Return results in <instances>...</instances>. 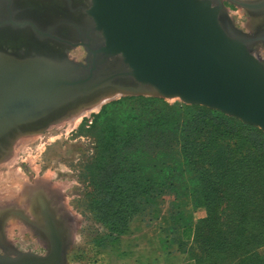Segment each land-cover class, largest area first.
Masks as SVG:
<instances>
[{
	"label": "water",
	"instance_id": "water-1",
	"mask_svg": "<svg viewBox=\"0 0 264 264\" xmlns=\"http://www.w3.org/2000/svg\"><path fill=\"white\" fill-rule=\"evenodd\" d=\"M220 1L90 0L85 22L16 23L15 31L30 27L31 40L53 39L60 55L15 57L0 50V161L19 136L39 132L106 93L178 99L264 133V63L250 48L264 43V36L234 30ZM235 4L248 12L264 9V0ZM61 23L73 31V40L54 34ZM78 46L86 52L83 63L62 50ZM116 57L119 66L111 69L108 63ZM28 194L30 204L40 195ZM10 216L24 220L12 207L1 221ZM0 246V264H46ZM56 250L63 264L64 250Z\"/></svg>",
	"mask_w": 264,
	"mask_h": 264
},
{
	"label": "trees",
	"instance_id": "trees-1",
	"mask_svg": "<svg viewBox=\"0 0 264 264\" xmlns=\"http://www.w3.org/2000/svg\"><path fill=\"white\" fill-rule=\"evenodd\" d=\"M88 132L85 201L117 237L170 196L178 254L193 264H264L263 132L205 107L142 97L105 106ZM197 209L205 216L194 221Z\"/></svg>",
	"mask_w": 264,
	"mask_h": 264
},
{
	"label": "rangeland",
	"instance_id": "rangeland-1",
	"mask_svg": "<svg viewBox=\"0 0 264 264\" xmlns=\"http://www.w3.org/2000/svg\"><path fill=\"white\" fill-rule=\"evenodd\" d=\"M75 1L77 5L72 13L80 12L83 5L89 7V0ZM253 1L257 0L220 1L232 28L242 34L246 33L244 26L250 13L255 12H248L235 2ZM256 44L259 47L258 58L264 63V43ZM62 50L71 61L84 62L86 52L83 47ZM108 95L110 93L102 95L99 101L80 107L39 132L19 136L9 145L5 158L0 161V214L10 210L16 201V206L23 207L25 199L29 200L28 192L32 190L46 197L64 222L66 264H177L165 257L167 253L177 255L182 251L179 246L180 230L177 229L175 234L176 225L168 221L173 197H161L155 214L149 218H137L123 231L129 236L117 237V232L101 224L88 208L85 200L91 189L83 173L94 148L88 130L94 117L105 106L132 97L160 99L170 105L183 103L178 99L165 100L150 95L129 96L117 92ZM204 215V209H197L192 217L197 219ZM18 224L15 217L6 218L0 227L3 244L20 253L33 251L37 245L35 237L25 228L18 233ZM158 241L160 244H157ZM130 245L136 246L135 251H131ZM185 259V264H193L189 256Z\"/></svg>",
	"mask_w": 264,
	"mask_h": 264
},
{
	"label": "bare ground",
	"instance_id": "bare-ground-1",
	"mask_svg": "<svg viewBox=\"0 0 264 264\" xmlns=\"http://www.w3.org/2000/svg\"><path fill=\"white\" fill-rule=\"evenodd\" d=\"M71 1L73 6L77 5V2L75 0H71ZM27 6H32V9L28 11L25 10L24 13H19L16 16L17 19L29 18L38 27H43L49 22H52L54 20H61L68 18L74 19L77 22L78 21L85 22L88 20V17L85 14L87 9L86 6L84 7L83 5L84 9L82 8L80 12L75 14H70L67 12L66 5L62 0H13L12 9L18 11V10H23ZM251 12H255V13H250L248 22L244 26V28L246 29V33L252 36L254 35L264 36V9L258 11H251ZM18 22L21 21H14L10 19L4 21L0 20V26L3 25L4 27L11 26L14 29V27H16L15 24ZM17 30L18 31H11L9 29H0V50L7 51L8 54H11L15 57L31 56L33 52L38 53L42 56H48L51 54L60 55L58 52L55 51L54 48L55 44L53 43L55 41L53 39L47 38L49 41H45L47 40L45 39L44 40L45 42L43 41L41 43H38L36 40L29 39L28 30H23L21 28ZM72 32L73 31L71 29H68V27L59 24L56 27L54 34L64 39L66 38L73 40L74 35ZM256 43L250 45V48H251V52L258 57L257 54H259L258 53L259 47ZM118 64H119V59L116 57L109 61L108 66L111 69H115L116 67L119 66Z\"/></svg>",
	"mask_w": 264,
	"mask_h": 264
},
{
	"label": "flooded vegetation",
	"instance_id": "flooded-vegetation-1",
	"mask_svg": "<svg viewBox=\"0 0 264 264\" xmlns=\"http://www.w3.org/2000/svg\"><path fill=\"white\" fill-rule=\"evenodd\" d=\"M62 1L66 5L67 12L70 14H75L74 12L72 13V10L75 7L73 6L72 1L71 0H62ZM12 4H13V0H10V1L0 0V10H1L0 20L2 21L7 20V19L14 20V21L29 20L36 26V24L29 18L17 19L16 17L19 13H24L25 10L26 11L31 10L32 6H27L23 10L17 11V10L12 9ZM61 20H64V19H61ZM60 25H64L68 27L65 23L64 24L61 23ZM0 29H9L11 31H15L11 26H6ZM23 30L30 31V28L26 27ZM45 41H49V40L47 39ZM16 202L14 203V206L12 207H17L20 213H22V215L24 216V220L18 217H15L19 222V224L17 225V231L18 233H21L23 229L25 228V230L28 231V233H30L31 235L35 237V241L37 244L36 248L33 251H29V253L35 256H38L40 258L47 259L46 264H58L55 255H56V252H59V251L56 250V247L57 248L62 247L64 250L63 251V257H64L63 264H66V261H65L66 260L65 249L67 247L66 240H65L66 239V228H65L62 218L59 216V214L57 215V213L54 211L52 207V203L49 200H47L46 197L42 195L36 196L35 200L33 199V202L31 201L32 202L31 204H30V200L27 199V203L25 200L23 207L18 206V205L16 206ZM30 205H33V206H30ZM0 221H1V218H0ZM4 221L5 219L1 221L0 227L4 225ZM18 226L20 227L18 228ZM61 230H63L64 233ZM0 242H2L1 237H0ZM6 248L15 251V249L9 248L8 246H6ZM0 250L3 254L4 251L1 248V246H0Z\"/></svg>",
	"mask_w": 264,
	"mask_h": 264
},
{
	"label": "crops",
	"instance_id": "crops-1",
	"mask_svg": "<svg viewBox=\"0 0 264 264\" xmlns=\"http://www.w3.org/2000/svg\"><path fill=\"white\" fill-rule=\"evenodd\" d=\"M190 206L188 207H185L183 208L184 210L187 209V210H190ZM205 216V215H204ZM204 216H200L199 218L197 219H201L203 218ZM194 218V221L197 220ZM123 236H129L128 234L126 235H123ZM121 236V237H123ZM157 244H160V241L157 242ZM135 245H130V249L131 251H135ZM165 257L168 259V258H171L172 260H174V262H176L177 264H185L186 263V259H185V256L184 255H181V254H177V255H169L168 253L165 255Z\"/></svg>",
	"mask_w": 264,
	"mask_h": 264
}]
</instances>
